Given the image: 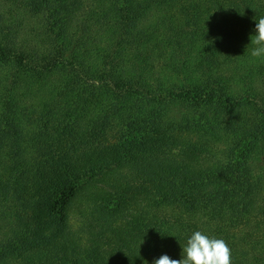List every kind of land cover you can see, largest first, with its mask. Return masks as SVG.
<instances>
[{
  "label": "trees",
  "instance_id": "16d2710c",
  "mask_svg": "<svg viewBox=\"0 0 264 264\" xmlns=\"http://www.w3.org/2000/svg\"><path fill=\"white\" fill-rule=\"evenodd\" d=\"M261 17L0 0V264H154L196 231L264 264Z\"/></svg>",
  "mask_w": 264,
  "mask_h": 264
},
{
  "label": "clouds",
  "instance_id": "9594fccd",
  "mask_svg": "<svg viewBox=\"0 0 264 264\" xmlns=\"http://www.w3.org/2000/svg\"><path fill=\"white\" fill-rule=\"evenodd\" d=\"M251 42L257 45L252 50V56L264 55V17L255 25V37H251ZM154 264H232L231 249L225 240L209 238L196 231L187 244L182 245V259H172L164 254Z\"/></svg>",
  "mask_w": 264,
  "mask_h": 264
},
{
  "label": "rangeland",
  "instance_id": "374dc122",
  "mask_svg": "<svg viewBox=\"0 0 264 264\" xmlns=\"http://www.w3.org/2000/svg\"><path fill=\"white\" fill-rule=\"evenodd\" d=\"M86 180H88V178L87 179H84V180H80V181H78L76 184H77V186H79V185H81V184H83Z\"/></svg>",
  "mask_w": 264,
  "mask_h": 264
}]
</instances>
